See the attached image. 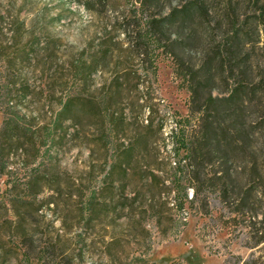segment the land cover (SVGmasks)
Masks as SVG:
<instances>
[{"label":"rangeland","instance_id":"rangeland-1","mask_svg":"<svg viewBox=\"0 0 264 264\" xmlns=\"http://www.w3.org/2000/svg\"><path fill=\"white\" fill-rule=\"evenodd\" d=\"M227 3L206 0L210 14L143 55L122 30L137 24L132 0H0V264H264V69L257 48L213 42ZM111 40L114 55L75 81L83 51L89 65ZM81 85L109 112L56 121ZM178 143L204 146L189 158Z\"/></svg>","mask_w":264,"mask_h":264},{"label":"trees","instance_id":"trees-1","mask_svg":"<svg viewBox=\"0 0 264 264\" xmlns=\"http://www.w3.org/2000/svg\"><path fill=\"white\" fill-rule=\"evenodd\" d=\"M134 5L133 11L134 16L136 17L137 24L132 25L131 27H124L123 33L127 36L126 40V49L129 51H134L137 54H143L142 51H139L141 47H148L150 43H153L155 47L158 46V43L162 40V35L164 31L173 30L175 33V37L179 38L180 36L176 33L185 21L194 20L196 17L202 15H208L212 12L210 8L206 5V0H179L175 6L171 7L169 11L163 17H155L151 11H149L148 1H156L160 0H132ZM88 2V1H86ZM247 3L250 5L248 12L251 15V18L245 23L240 22V14L239 10V1L238 0H228L226 4V9L230 10L229 17L232 18L230 21V28L227 29L225 33V38L220 37V40H216V38H212L213 42L217 43V47L221 42L222 47L230 46L232 47H246L247 49L261 51L259 60H261L262 69H264V0H247ZM147 4V7H146ZM247 26V28L255 29V37L253 35L248 34V31L244 34H241L239 30L243 26ZM175 29V31H174ZM196 33L194 28H188L187 34L189 36ZM161 36V37H160ZM106 47H104L99 55L92 56L94 61H90L89 65L86 64V61L89 60L88 53L86 50L83 51L82 55H80L79 59L75 61V65L73 66L72 77L73 79L80 80L81 82L89 76L91 69L94 65L102 64L107 60L108 57H112L114 55V42L111 40ZM160 47L156 49L155 52L158 54ZM153 55L156 58L157 55ZM256 59V58H254ZM156 67L153 66V69ZM223 68V66H222ZM193 69V68H192ZM203 70L202 67H198V71ZM205 78L212 79L214 78V71L212 68L204 69ZM119 77L115 76L108 83L106 87H104V92L109 93L111 87L114 83L118 82ZM84 87L81 85L75 95L66 97L65 100L61 103L59 111L56 113V121H60V119L66 117L65 114L67 112L73 113L71 114L72 118L77 122H80L86 115L87 111H93L96 114L100 112H109L110 106V97H102L100 101H93L90 97H86L82 90ZM198 89V88H197ZM191 92H194V89L191 88ZM234 96V91H231L227 97L221 98L220 100H228ZM217 97H213L209 95L204 101L205 107H210L212 103L216 101ZM204 107V108H205ZM198 110L200 111L201 109ZM231 144V143H225ZM217 149L216 152H219L221 155L220 158L223 160L230 156V153L234 152V150L230 151L225 148V150L221 151V146L224 143H216ZM204 143H178L176 148V153L178 150H183L187 157H193L200 153L201 149H203ZM226 160V159H225ZM186 195V194H185ZM193 195V192H192ZM178 206L181 208L180 200H178Z\"/></svg>","mask_w":264,"mask_h":264},{"label":"built area","instance_id":"built-area-1","mask_svg":"<svg viewBox=\"0 0 264 264\" xmlns=\"http://www.w3.org/2000/svg\"><path fill=\"white\" fill-rule=\"evenodd\" d=\"M188 197H189V198H192V191H189V193H188ZM173 202H174V201L170 198V203H169V204H170L171 206H174V203H173Z\"/></svg>","mask_w":264,"mask_h":264}]
</instances>
